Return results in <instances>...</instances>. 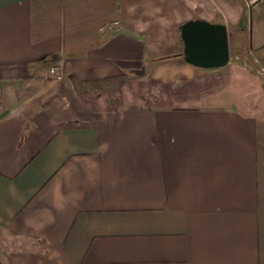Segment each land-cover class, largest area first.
Returning <instances> with one entry per match:
<instances>
[{
	"label": "crops",
	"instance_id": "1",
	"mask_svg": "<svg viewBox=\"0 0 264 264\" xmlns=\"http://www.w3.org/2000/svg\"><path fill=\"white\" fill-rule=\"evenodd\" d=\"M196 19L228 30L219 91L86 100L84 81L213 70L185 59ZM0 264H264V0H0Z\"/></svg>",
	"mask_w": 264,
	"mask_h": 264
},
{
	"label": "trees",
	"instance_id": "2",
	"mask_svg": "<svg viewBox=\"0 0 264 264\" xmlns=\"http://www.w3.org/2000/svg\"><path fill=\"white\" fill-rule=\"evenodd\" d=\"M224 75L222 70H209L202 75L184 77L175 82L117 75L81 82V92L94 108L103 107L116 112L123 109H165L219 91L225 84ZM125 86L142 101L141 104L125 106Z\"/></svg>",
	"mask_w": 264,
	"mask_h": 264
},
{
	"label": "water",
	"instance_id": "3",
	"mask_svg": "<svg viewBox=\"0 0 264 264\" xmlns=\"http://www.w3.org/2000/svg\"><path fill=\"white\" fill-rule=\"evenodd\" d=\"M185 59L205 68H217L230 60L228 30L225 24L202 19L189 20L181 28Z\"/></svg>",
	"mask_w": 264,
	"mask_h": 264
},
{
	"label": "rangeland",
	"instance_id": "4",
	"mask_svg": "<svg viewBox=\"0 0 264 264\" xmlns=\"http://www.w3.org/2000/svg\"><path fill=\"white\" fill-rule=\"evenodd\" d=\"M234 65H232L231 67H225V65L224 66H222V67H217V68H209V69H213V70H221L222 68H224V69H222V72H224V76H225V81H224V83H226V80H227V77H229V75L231 74V73H233V71H234V69L236 68V65H235V63H233ZM226 72V73H225ZM127 76H130V77H133L134 79H139V80H145L146 78H140L139 76H137V75H135V74H128ZM124 92V95H125V102H126V104H125V106H129L130 104H133V103H138V104H141L142 103V101L140 100V99H138V98H136V97H134V95H133V93H132V91L131 90H129L128 88H127V86H125L124 87V90H123ZM235 95H237V93L235 94ZM239 95V94H238ZM248 97H252V95H249ZM195 100L196 99H192V100H188V101H184V102H181V104H184V103H186V104H191V103H194L195 102Z\"/></svg>",
	"mask_w": 264,
	"mask_h": 264
},
{
	"label": "built area",
	"instance_id": "5",
	"mask_svg": "<svg viewBox=\"0 0 264 264\" xmlns=\"http://www.w3.org/2000/svg\"><path fill=\"white\" fill-rule=\"evenodd\" d=\"M112 24L114 26L118 25V21H113ZM49 72L54 76V78L56 80H60L63 78L64 74H63V70L61 69V67L58 64H52L49 67Z\"/></svg>",
	"mask_w": 264,
	"mask_h": 264
}]
</instances>
